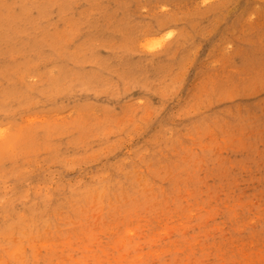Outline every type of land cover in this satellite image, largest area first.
<instances>
[{"label": "rangeland", "instance_id": "1", "mask_svg": "<svg viewBox=\"0 0 264 264\" xmlns=\"http://www.w3.org/2000/svg\"><path fill=\"white\" fill-rule=\"evenodd\" d=\"M0 264H264V0H0Z\"/></svg>", "mask_w": 264, "mask_h": 264}, {"label": "bare ground", "instance_id": "2", "mask_svg": "<svg viewBox=\"0 0 264 264\" xmlns=\"http://www.w3.org/2000/svg\"><path fill=\"white\" fill-rule=\"evenodd\" d=\"M161 45V42H160V44H159V46Z\"/></svg>", "mask_w": 264, "mask_h": 264}]
</instances>
